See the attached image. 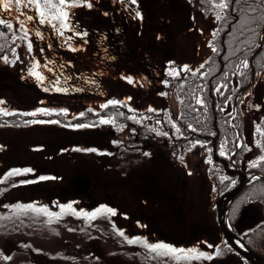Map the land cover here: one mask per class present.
Instances as JSON below:
<instances>
[{
	"label": "rangeland",
	"instance_id": "374dc122",
	"mask_svg": "<svg viewBox=\"0 0 264 264\" xmlns=\"http://www.w3.org/2000/svg\"><path fill=\"white\" fill-rule=\"evenodd\" d=\"M89 2L91 8L72 9L74 30H66L64 36L38 20L28 22L31 52L28 41L21 38L17 14L8 17L0 13V18L13 20L17 36L13 41L12 33L0 25V57H8V61L0 59V107L10 114L30 113L37 107H64L68 109L64 115L70 119L83 109H102L100 105L109 99L122 100L125 103L120 106L131 111H150L153 138L141 140L129 124L120 120L114 125L98 120L82 128L39 122L55 121L48 120L53 113L28 115L36 123L1 124V264H249L227 243L221 244L216 201L229 191L235 178L229 179L214 162L212 139L194 136L190 140L194 132L185 128L187 121L196 119V112L213 111V100L208 98L210 87L206 95L198 96L204 101L201 105L196 103V89L191 85L196 68L217 53L219 40L223 42L222 19L217 20L215 13L219 11L223 17L228 8L216 9L213 0H137L135 5L130 0ZM22 11L33 14L30 9ZM36 29L42 39L35 36ZM77 31L86 35L78 36ZM119 48L132 56L121 57ZM216 58L220 72L224 68L222 53ZM33 60L38 61L36 70L43 75L42 81L28 71ZM185 64L189 69H183ZM170 68L177 70L176 77L168 74ZM179 74L177 86L172 82ZM215 75L207 79L209 86L213 84L214 109L220 105L219 109L229 113L240 87L238 72L232 79L224 74L214 80ZM127 76L133 77V82L124 78ZM56 88L67 91L57 92ZM186 88L189 93L184 95ZM242 98L240 135L247 149L231 152L221 142L218 153L223 144L227 155L222 157L251 176L264 174L258 167L261 162L252 167L248 163L264 154L257 144H264V137L256 131L258 124L264 127V73ZM150 106L155 110H149ZM188 112L194 113L193 118L187 116ZM161 115L173 130L172 136L163 130ZM211 136L214 138L213 133ZM172 137L190 143L181 152L172 147ZM197 140L201 143L196 144ZM84 148L98 151L79 150ZM29 167L34 169L32 173L4 177L9 169ZM37 176L47 178L37 180ZM21 180L30 182L21 184ZM253 181L240 197L243 204L237 217L228 215V223L250 248L264 256V185ZM33 202L59 215L49 217L43 212L11 207ZM69 203L76 214L70 209L61 211L59 205ZM100 204L116 209L115 214L102 213L95 218L79 214L80 209L92 211ZM244 209L248 210L247 218L237 230ZM118 230L129 238L141 236L150 243L195 246L209 253L218 246L222 254L210 260H170L141 243H128Z\"/></svg>",
	"mask_w": 264,
	"mask_h": 264
},
{
	"label": "trees",
	"instance_id": "16d2710c",
	"mask_svg": "<svg viewBox=\"0 0 264 264\" xmlns=\"http://www.w3.org/2000/svg\"><path fill=\"white\" fill-rule=\"evenodd\" d=\"M248 5H251L255 11H252V8H249ZM262 15H264V6L261 5L260 0H239V2H237V0H231L230 7L226 10V13L222 17V21L220 23L224 40L222 43L221 40L217 42L219 46L217 53L207 58L196 68V79L193 81L194 83L191 85V88L192 90L196 89V97H198L200 94L206 95V88L210 87V90L208 91V98L210 100L212 99L211 96L215 97V95L213 91V84L210 86L207 84L208 77L216 74L214 76V80H217L221 75L228 74L229 79H232L233 75L238 72L240 87L235 91L233 96L235 100V107L229 113H225L219 109L220 105L214 111L200 113L199 115L196 112V119H192V123L189 121L185 123V128L187 129H190L188 127L189 124L192 125L194 134L191 136L190 140L194 136L203 139H211L213 136H211L212 133L215 136L219 133L217 148L221 142L226 143L231 152H236L244 147L245 143L240 135V130L243 125V113L240 108V102L243 99V94L248 92L264 73V23L260 21V17ZM251 18H255L254 23L249 22ZM219 53H222L224 63V68L220 72H218L220 64L216 58ZM244 60L248 61L247 68L240 67L242 61ZM201 65L203 66L201 67ZM200 73H204V75L201 76ZM179 78L180 75L174 81V84H177ZM178 89L181 90L179 87ZM183 93L184 95L188 94V89H184ZM188 99L191 100L190 97ZM224 99L225 98H223V101ZM81 112H84L85 115H76L72 119L66 118V116L61 113H53L54 116H51L50 118L55 117L56 120H59L62 124L79 123L93 125L99 120L100 116L111 117V119L115 122L120 120L121 124H129L131 130L137 132L141 140L145 142L153 137L148 125L150 120L149 118L151 116L150 111L135 114L130 109L124 108L120 105H107L105 108L100 110L85 109ZM121 113H123V115H121ZM133 115L138 117H136L135 120L130 119L129 117H132ZM187 116L193 118L194 113L188 112ZM160 119H162L163 123H166L165 116L160 117ZM31 120V117L20 114H11L7 116L0 114V124L24 125ZM168 129L169 130L167 131L173 135V130L170 128ZM175 140L177 141L174 142L173 148H179L181 151L186 149L190 143V140L185 141L183 139L176 138ZM238 143L240 145L239 147H237ZM219 165L222 170H224L222 165ZM258 167H262V169H264V162H261ZM229 179L232 180L230 177ZM251 182L249 184H251ZM253 182H260L264 185V178H256ZM219 190L221 189L219 188ZM244 191L235 199L230 207L228 215H235V217H237L238 211L243 204V202H240L239 200Z\"/></svg>",
	"mask_w": 264,
	"mask_h": 264
},
{
	"label": "snow or ice",
	"instance_id": "6c2138e0",
	"mask_svg": "<svg viewBox=\"0 0 264 264\" xmlns=\"http://www.w3.org/2000/svg\"><path fill=\"white\" fill-rule=\"evenodd\" d=\"M131 4H137V0H130ZM239 2V0H237ZM261 5L264 6V0H260ZM213 5L216 9H227L230 7L229 0H213ZM79 6H87L88 8L92 7V4L89 2V0H0V13L6 14L8 17H12L13 14H17L15 16V19L17 23L19 24L20 30L23 33V36L21 37L24 40H27V47L28 51H32V42L28 40V36L30 35V32L32 31L29 26L28 22L38 20V23L40 25H47L50 26L57 34L60 36H64L65 31H73V26H72V17H71V11L72 9L79 7ZM249 8H252L251 5H248ZM22 8L30 9L33 11V14H28V12H23ZM252 11H255L254 8H252ZM141 13L139 11L136 12V16L139 17ZM216 19L220 20L222 19L221 12H216ZM23 17V19H21ZM260 21L264 23V15L260 17ZM250 23L255 22V18H251L249 20ZM0 25H5L10 33H12V39L13 41L17 39V36L13 32V20L12 19H3L0 18ZM76 35L78 36H83L86 35V33L82 32H75ZM215 31L213 32V36H215ZM0 35H3V33H0ZM35 36L38 38L42 39V33L39 29L35 30ZM70 39V38H69ZM211 43V42H210ZM70 48L72 47L71 44L68 45ZM13 56H16V49H12ZM18 58V57H17ZM0 59H3L5 61H8L7 55L0 57ZM169 64H172V61L168 62ZM39 66L38 61L33 60L32 67L28 70L33 76L36 77L38 81H42L44 79L43 75L37 71V67ZM203 65H201L202 67ZM183 69H189V66L187 64L182 66ZM240 67L242 68H247L248 67V61L244 60L242 61ZM168 74L172 77H176L178 75V72L175 68H170L168 69ZM195 74V72L193 73ZM201 76L204 75V73H200ZM125 79L128 80L129 83L133 82V77L127 76L124 77ZM165 85H167L168 81L165 80L163 81ZM57 92H63L67 91V89L64 88H56ZM126 99H131V97H127ZM196 102L198 104L203 105L204 101L200 99L199 97H195ZM2 103V101H0ZM125 101L122 100H117V99H109L107 100L106 104H101L100 107L104 108L107 105H112V106H117L124 104ZM257 107H259L257 105ZM91 110V109H90ZM131 110V109H130ZM149 110L154 111L155 109H152L151 106L149 107ZM15 112L16 110H12ZM134 111V110H132ZM38 113H44V114H51V113H61V114H67L68 109L61 107V108H42V107H37L33 109L30 113H24V115H31L35 117ZM0 114H5L8 115L9 110L3 107H0ZM76 115L78 116H84V112L77 113ZM123 115V113H121ZM130 119H136L135 116L129 117ZM99 121L101 124H115L116 122L111 119V117H105V116H100ZM37 121H28V123H36ZM40 123H56L59 124V120L55 121H39ZM139 122V121H137ZM70 128H82L85 126H92V125H84V124H69L67 125ZM173 127H175V124H173ZM189 128H192V125H188ZM179 131V129H177ZM257 133H259L262 137H264V127H261L259 124L256 127ZM163 135H168L167 133H163ZM113 143H117V141H113ZM196 144H200L201 141L197 140L195 142ZM257 144L261 146L262 151H264V144H261L260 141H257ZM239 143L237 144V147H239ZM247 149V146H244ZM80 151H85V152H97L98 149L96 148H84V149H79ZM147 155V153H145ZM221 156H226L227 152L224 148V145L222 144L220 147V153ZM257 162H264V154L257 156L254 160H249V166H255ZM209 163H211V158H209ZM34 169L32 168H12L9 169L7 172L4 173V177H9V176H14L18 173H32ZM47 177L45 176H37V180H44ZM253 179H256L255 176L252 177ZM30 181L28 180H21L19 183H29ZM238 206V205H237ZM11 207L17 208V209H31L36 212H43L46 216L52 217V216H58L59 213H53L50 212L47 209V206H41V207H36L35 203H29V204H15L12 205ZM61 211L64 209H70L74 214H76V210L72 208V204H61L59 205ZM116 209L109 207L105 204H100L97 208H95L92 211H85L84 209L79 210V214H82L84 217L88 218H95L97 215H100L102 213H108V214H115ZM119 234L124 237L125 240H127L128 243H141L143 246L150 250L151 252L156 253L158 256H164L168 257L170 260H175V261H180V260H186L190 261L192 259L200 260V259H212L214 255H221L222 253L220 252V249L218 246H216V251L213 253H209L207 251H201L197 247L193 246L190 248H183V247H176L170 243H165L163 241H159L156 243H150L148 242L145 238L141 236H136L129 238L124 235L123 230H118ZM209 248L213 247L212 244L208 245ZM5 259H9V257H4Z\"/></svg>",
	"mask_w": 264,
	"mask_h": 264
},
{
	"label": "water",
	"instance_id": "95a60500",
	"mask_svg": "<svg viewBox=\"0 0 264 264\" xmlns=\"http://www.w3.org/2000/svg\"><path fill=\"white\" fill-rule=\"evenodd\" d=\"M213 106H214V102H213ZM214 158L216 161H219L224 165L229 175L231 176L238 175L241 179L240 184L237 187H235L230 192L224 194L217 202L218 221L221 230L223 232V235L230 244V246L235 251H237L246 261H248L251 264H264V257L259 255L252 249H250L234 232L229 230L226 222V214L229 205L246 186L248 181L247 175L240 170H230L228 167V162L217 155L215 144H214ZM245 217H246V211H243L238 221V228H241Z\"/></svg>",
	"mask_w": 264,
	"mask_h": 264
},
{
	"label": "flooded vegetation",
	"instance_id": "af4514ba",
	"mask_svg": "<svg viewBox=\"0 0 264 264\" xmlns=\"http://www.w3.org/2000/svg\"><path fill=\"white\" fill-rule=\"evenodd\" d=\"M119 54H121V57H124V56H126L127 58H130L132 55H131V53L128 51V50H126V49H123V48H119ZM136 57V56H135ZM134 57V58H135ZM180 71H182V69H180ZM164 125V126H163ZM162 128L164 129V130H168V126L166 125V124H162ZM168 134H170L169 132H168ZM171 140H173L174 142H176L177 140H175L173 137L171 138ZM173 147V146H172ZM232 157H233V155H232ZM228 163H229V166L232 168V169H236V168H238V166H235L234 164H233V161L230 159V160H228ZM232 185H236V182L235 183H233ZM235 201V200H234ZM233 201V202H234ZM233 202H232V204H233ZM232 204L230 205V207L232 206ZM230 207H229V209H228V213H229V211H230Z\"/></svg>",
	"mask_w": 264,
	"mask_h": 264
}]
</instances>
